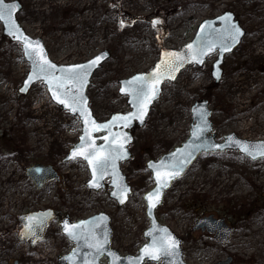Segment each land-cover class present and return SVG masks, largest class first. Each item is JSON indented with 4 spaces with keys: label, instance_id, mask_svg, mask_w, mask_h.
<instances>
[{
    "label": "rangeland",
    "instance_id": "rangeland-1",
    "mask_svg": "<svg viewBox=\"0 0 264 264\" xmlns=\"http://www.w3.org/2000/svg\"><path fill=\"white\" fill-rule=\"evenodd\" d=\"M19 1L17 19L29 35L43 40L55 62L79 63L108 51L87 87L98 120L129 110L127 97L118 93L119 79L149 70L161 46L179 48L189 42L202 19L228 10L245 34L224 55L218 83L210 74L216 52L201 67L188 64L174 81L163 83L144 124L131 130V156L120 163L131 194L118 206L107 185L98 191L87 188L84 160L62 161L81 132L80 122L51 102L39 82L26 94L18 93L28 63L0 25V264H38L41 255L46 258L42 264H58L72 247L60 233L59 220L65 214L77 220L100 211L111 217V246L121 254H136L148 226L142 195L152 186L145 163L187 137L189 109L199 98L209 100L217 138L233 132L264 139V0ZM34 163L50 165L58 179L38 189L26 173ZM44 208L55 210L57 217L42 244L19 241L17 216ZM156 214L182 238L189 264H214L227 257L229 264H264V158L251 161L231 150L202 152L166 191ZM206 215L222 217L233 227L227 242L192 228Z\"/></svg>",
    "mask_w": 264,
    "mask_h": 264
},
{
    "label": "snow or ice",
    "instance_id": "snow-or-ice-1",
    "mask_svg": "<svg viewBox=\"0 0 264 264\" xmlns=\"http://www.w3.org/2000/svg\"><path fill=\"white\" fill-rule=\"evenodd\" d=\"M17 8L18 5L16 3H5V0H0V21H3L7 26L9 35L23 45L25 56L32 62V73L28 76L21 91H27L31 83L39 80L46 84L48 90L52 93V98L58 104L63 105L74 114L79 113L84 123V135L80 137L81 142L74 147L69 159L81 158L87 162V165L92 170V180L89 183L90 187L100 188L102 186L100 181L104 179L105 174H110L112 176V184L115 188L112 195L120 203H124L129 189L127 185L120 183V177L116 169V161L127 157V152L124 150V143H127L130 137L124 135L123 143H121L118 140L120 134L114 133L112 128L118 123H122L124 127H128L129 123L135 119L143 122V117L147 114L148 104L156 97L158 85L164 78L174 79L175 77L172 74L185 63L202 64L204 62L203 57L216 50V48H219L221 52L230 51L231 47L239 43L240 37L244 35L241 28L237 24L232 23L231 14L221 16L219 19L225 25L222 30H215L212 29L211 25H207L209 35L213 36L214 33L212 39L201 41V44L195 48L192 44H189L186 52H166L164 53V57L167 59H161L160 63L155 66L151 73L138 75L124 82V87L121 88V92L131 97L130 103L135 111L124 116H114L106 124H98L91 118V113L87 108V100L83 95V89L88 82L91 70L99 65L106 54L102 53L87 64L57 69V66L47 59L40 42L31 41L18 27L14 19V13ZM152 23L155 27L160 21L157 20ZM120 27H124L123 20L120 21ZM204 30V26H202L201 32H204ZM57 71L61 75L57 76L55 74ZM216 75L217 79H219L218 72ZM194 111L201 118L205 115L202 110L194 109ZM203 124L204 127L198 125L192 133L196 139H199L204 132L207 126L206 120H203ZM101 131L108 133L103 137L107 142L106 146H98L96 144V138L92 135L93 133ZM234 143L237 144L243 153L253 160L257 159L258 156L264 158V143L257 145H248L238 141H234ZM189 147H192L193 150H200L204 146L200 144L186 146L185 149L178 150L182 159H178L177 154L174 153L172 163L165 164L161 162L159 166L149 165L150 168L156 169V181L158 184L154 192L149 193L145 197L149 205V215H151L152 209L159 203L160 187L167 186L168 179L175 178L179 174L177 169L182 171V165L187 163L192 157V151H188ZM215 147L219 148L222 146L216 145ZM100 219H103V217ZM27 220L29 223L26 224V231L22 233V237L27 234L35 236L36 229H42L45 224V217L29 216ZM82 224L69 225L65 222L64 231L73 240L79 241L83 239L89 249H94L95 253L100 254L108 243L107 235L105 234L104 239L100 240L92 231L85 234ZM157 231H162L164 234L158 238L154 237L152 243L141 250V255L136 258L135 264H140V261L145 258H148L150 261H160L162 257H171L178 254L179 241L172 237L166 229ZM149 235H152V233H149ZM84 264H95V256H93L92 260H88L86 257ZM129 264H133V262L130 261ZM169 264H171V261H169Z\"/></svg>",
    "mask_w": 264,
    "mask_h": 264
},
{
    "label": "water",
    "instance_id": "water-1",
    "mask_svg": "<svg viewBox=\"0 0 264 264\" xmlns=\"http://www.w3.org/2000/svg\"><path fill=\"white\" fill-rule=\"evenodd\" d=\"M5 3H16L18 5V8H17L16 12L14 13V19H15L18 27L21 29L22 33L24 35H26L31 41H39L40 42V44L43 46V49L46 53L47 59L50 60L53 64H55L57 66V69L68 68V67H71L73 65L87 64L89 61L93 60L97 56H100L102 53L106 54L105 58L99 63V65L91 70V74L88 77V82L83 89V95L85 96V98L87 100V108H88L89 112L91 113V118L93 120H95L98 124H106L109 121H111L114 116H124V115H127L128 113H130L132 111H135V109L132 107V104L130 103L131 97L122 93L121 88L124 87V82L131 80L133 77L138 76V75H146V74L151 73L153 71V69L155 68V66L160 63L161 59H167L166 57H164V53H166V52H186L187 46L189 44H192L195 48L201 44V41L207 40V39H212L214 36V33H213V36L209 35V29H208L207 25H211L212 29L222 30L225 27V25H224V22L221 21L219 18L221 16L226 15V14H231L232 23H235L240 27L238 20H236L234 18V14L232 12L226 10L220 15L214 16L212 18L202 19L199 22V24L197 25L196 31H195L192 39L189 42L180 46L179 48H170V47L161 46L159 49V52H158V58L149 70L143 71V72H138V73L133 74L130 77L118 80V83H119L118 93L120 95H125L127 97L126 103L128 104L129 110L127 112L112 113L106 120L99 121L95 117L91 107L89 106V98H88L86 92H87V87L90 83V80H91L94 72L97 69H99L101 67V64L109 57L108 51L102 50V51L98 52L96 55L89 58L88 60L83 61V62H79V63H72V64L56 63L55 61L50 59L48 52H47L41 38L30 36L28 33H26V31L24 30V28L21 26L20 22L18 21L17 14L19 13V11L21 10V7H22L20 1L19 0H5ZM0 24L2 27L1 31H2L3 36H5L11 42H16V43L20 44L23 58L28 63V71L26 73L25 78L21 82V86L18 88L19 93L26 94L29 91V89L31 88L32 84H34L35 82H41V81L36 80L30 84L27 91H21V88L24 87L28 76L32 73V70H33L32 69V62H31V60L28 59L27 56H25L23 45L17 39H14L11 35H9L8 28L4 24V22L0 21ZM202 26H204V29H205L204 32H201ZM241 30L243 33H245L242 28H241ZM241 38H242V36L240 37L239 43L241 41ZM239 43H237V44H235V46L231 47L230 51L221 52L219 48H216V50L210 52L209 54H207L203 57V60L205 62L206 57L208 55H211L214 52H217V57L213 61L212 69H211V77L213 78L215 84L218 83L219 80L221 79L222 69H221L220 65L223 61L224 54L230 53ZM203 63L202 64L185 63L182 67H180L177 71H175L172 74L175 77L174 79L164 78L158 85V92H157L156 97L151 101V103L148 104L147 114L143 117V122H141L138 119H135L129 123L128 127H124L122 123H118L116 126H114L112 128V131L114 133L120 134L118 137L119 142L123 143L124 135H127L128 137H130V140L127 143H124V150L127 152V157L124 159H120V160L116 161V169H117L119 177H120V183L127 185L128 189H129V191L127 193V197L124 200V203H120V201L112 195V192L115 191V188L112 184V176L110 174H105L104 179L100 181V184L102 185L100 188H93V187L89 186V183L92 180V170L87 165L90 178L85 182V184L89 189L94 190V191H98L99 189L104 188L105 187L104 181L106 179H108L107 186L110 187L109 197L114 199L118 206H123L128 201L129 195L131 194V185L127 182V178H126L125 174H123L122 170L120 169V163L129 159V157L131 156V153L128 149L129 144L133 140L132 134H131V128H133L135 125L138 127H141L144 124V122H145V120H146V118L150 112L151 106L154 104V102L158 99V97L160 95V92L162 89V84L165 81H174L177 78L178 74L181 72V70H183V68H185L188 64H195L196 66H202ZM217 72L219 73V79H217V75H216ZM55 74L57 76L61 75V73L59 71H57ZM42 84L45 86L46 92H47L50 100L53 103H55L57 106H59L62 110H66L68 112V114L76 116L80 120L81 133L77 137L76 142L68 150L66 156L62 160L64 162L70 161L72 159H69V157L71 156V153H72L74 147H76L77 145L80 144V142H81L80 137L84 135V123H83L82 119L80 118L79 113L74 114L71 111H69L67 108H65L63 105L58 104L52 98V93L48 90V87L46 86V84L45 83H42ZM194 109L202 110L205 113L203 118H201V116L196 111H194ZM212 112H213V110H212V108H210L209 101L207 99L200 98V99L196 100L194 102V104H192L190 106L191 117H190L187 137L179 145H177L173 149L161 154L157 159H149L145 163V167L150 173L152 186H151V188L146 190L142 196L144 203H145V217L148 220V226L142 231V237L144 238V241L139 246V248L137 249L136 254H121L117 249H115L111 246V237H112L111 217L106 212L100 211V212L94 213L90 216H87L86 218H81V219H78L76 221H71L69 219V216L67 214H65L61 218V220L59 221L60 232L66 237V239L69 242L72 243L73 246H72L69 253H67L66 255H62L58 258V264H84L86 257L88 260H92L93 256H95V264H102L101 258L106 259L105 264H129L130 261H132L133 264H135L136 258L140 257V255H141V250L145 246L150 245L152 243L154 237L158 238L164 234L162 231H157V230H163V229H166L167 232L172 237H174L177 241H179L178 254L175 256H171V257H162L160 261H150L148 258H145L144 260L140 261V264H143L145 261L154 262V263L161 262V264H169V261H171V264H188L183 259V253H182V249H181L182 239L180 237H178L171 230V228L169 226L161 223L156 216V210L159 206H161L166 190L171 186L172 182L179 179L183 175V173L187 169V167L190 164H192V162L196 159V157L201 152H216V151L232 150V151L238 152L239 154L243 155L244 157L248 158L251 161H255V160L261 159V157L258 156L257 159L253 160L251 157H249L245 153H243L240 150V148L237 146V144L234 143V141L246 143L248 145H257L260 143H264V139H253V140L246 139V138H242V137L237 136L233 132L222 135L221 140L215 139L216 134L213 133L212 121L210 119ZM203 120H206L207 126H206L204 132L202 133V135L200 136V138L196 139L195 137H193L192 133L197 128L198 125L201 127H204ZM107 134L108 133L106 131H101V132L93 133L92 135L94 136V138H96V144L98 146H100V145L106 146L107 142L103 139V137L106 136ZM197 144L203 145L204 147L201 148L200 150H193L192 147L188 148V151H192V157L188 160L187 163L182 165V167H183L182 171H179V169H177L179 174L176 175L175 178L168 179L167 186H161L160 187L159 203L152 209L151 215H149V205H148V201L145 199V197L149 193L154 192V190L158 187V184L156 181V169L150 168L149 165L152 164V165L159 166L161 164V162H164L165 164L172 163L173 162L172 156L174 153L177 154L178 159H182V156L178 152V150L185 149V147L189 146V145L194 146ZM216 145H220L222 147L217 148V147H215ZM86 164H87V162H86ZM169 171H171V169H169ZM26 173L32 179V181L34 182V184L37 188H42L47 182H49L53 179H58V175H57L56 171L53 168H51V166L40 164V163H35V164L31 165L30 167H28L26 170ZM29 216L45 217V224L42 227V229H36V235L35 236H33L31 234H27V235H23V237H22V233H25V231H26L25 226H26V224L29 223L27 220V217H29ZM53 217H54V212L52 209H49V208L42 209V210H36V211H32V212H28L25 214L18 215L17 218L21 224V227L18 231L19 240H29L30 245L33 246L37 241H39L42 238L43 229L47 226L48 221L50 219H52ZM101 217H103V219H100ZM65 222H67L69 225L82 224V222H87V223L82 224V228H83L84 233L87 234L89 231H92L95 233L96 237L100 240H103L104 236L106 234L107 238H108V243L105 245L104 250L100 254H97V253H95L94 249H89L86 246L83 239L76 241V240L69 238V236L64 231ZM199 227L206 229L208 232H215V235H214L215 239L220 243L227 242L229 240V236L231 235V233L233 231V228H231L225 224L223 218L216 219L212 216H204V217L199 218L197 221H195V223L193 224V229H197ZM78 231H80V230L78 229ZM149 233H152V235H149ZM33 241H35V242H33ZM112 254H114V255H112ZM230 260H231V258L228 257L227 259L216 262L214 264H229ZM13 264H17V260H14Z\"/></svg>",
    "mask_w": 264,
    "mask_h": 264
},
{
    "label": "bare ground",
    "instance_id": "bare-ground-1",
    "mask_svg": "<svg viewBox=\"0 0 264 264\" xmlns=\"http://www.w3.org/2000/svg\"><path fill=\"white\" fill-rule=\"evenodd\" d=\"M78 43H79V40H78L77 38H75V45L78 46ZM241 75H243V74H241ZM241 75H240V76H241ZM240 126H241L240 128H242V126H244V125H243V124H240ZM13 172H14V171H12V173H13ZM10 175H11V173H10ZM40 244H42V243H40Z\"/></svg>",
    "mask_w": 264,
    "mask_h": 264
},
{
    "label": "flooded vegetation",
    "instance_id": "flooded-vegetation-1",
    "mask_svg": "<svg viewBox=\"0 0 264 264\" xmlns=\"http://www.w3.org/2000/svg\"><path fill=\"white\" fill-rule=\"evenodd\" d=\"M221 67H222V66H221ZM222 70H223V69H222ZM56 216H57V213L55 212V217H56ZM227 224H228V223H227ZM228 225H229V224H228ZM229 226H230V225H229ZM230 227H232V226H230ZM232 228H233V227H232ZM199 230H200V231H203V232L205 231V230H204L203 228H201V227H199Z\"/></svg>",
    "mask_w": 264,
    "mask_h": 264
}]
</instances>
